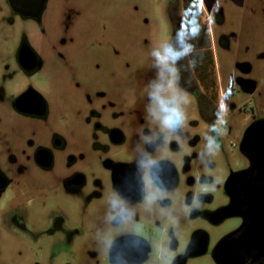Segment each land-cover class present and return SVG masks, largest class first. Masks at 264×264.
Masks as SVG:
<instances>
[{
	"label": "flooded vegetation",
	"instance_id": "flooded-vegetation-1",
	"mask_svg": "<svg viewBox=\"0 0 264 264\" xmlns=\"http://www.w3.org/2000/svg\"><path fill=\"white\" fill-rule=\"evenodd\" d=\"M33 1L9 4L41 20L49 0L37 11ZM183 1L167 8L180 58L159 63L164 80L191 96L175 128L119 68L72 67L58 92L16 82L11 107L24 124L0 150V264H76L78 247L90 264H264V69L241 60L232 72L233 33L220 12L203 17L205 69L204 53L190 50L201 38L187 34ZM10 64L8 82L43 79L44 59L27 41ZM240 92L246 101L233 99ZM208 137L220 144L211 155Z\"/></svg>",
	"mask_w": 264,
	"mask_h": 264
},
{
	"label": "rangeland",
	"instance_id": "rangeland-1",
	"mask_svg": "<svg viewBox=\"0 0 264 264\" xmlns=\"http://www.w3.org/2000/svg\"><path fill=\"white\" fill-rule=\"evenodd\" d=\"M199 1L206 10L205 19H212L214 13L220 12L227 20L233 33L232 72L233 64L241 60L252 61L257 68L264 69V0ZM169 2L49 0L42 19L33 20L14 13L8 0H0V150L6 145L4 137L12 138L24 124L22 117L11 107L10 95L17 84L33 83L48 92L56 85L58 92L64 82H69L67 75L60 76L63 72L69 73L72 67L84 74L94 71V63L98 62L104 72L119 68L124 82L139 83L145 96L171 99L177 107L183 98L191 99L190 95L181 96L169 81L164 80L160 75L163 65H159L152 55L170 44ZM176 4L172 10L174 18L179 17ZM26 41L44 59V69L40 70L43 79L24 76L8 82L5 76L8 77L7 73L16 67L10 63ZM221 71L224 72V68ZM222 80L227 83L225 77ZM247 98L243 92L233 97L238 102ZM50 99L54 109L60 107L59 102L53 100V93ZM87 258L85 249L78 247L76 264H90Z\"/></svg>",
	"mask_w": 264,
	"mask_h": 264
},
{
	"label": "clouds",
	"instance_id": "clouds-1",
	"mask_svg": "<svg viewBox=\"0 0 264 264\" xmlns=\"http://www.w3.org/2000/svg\"><path fill=\"white\" fill-rule=\"evenodd\" d=\"M184 54L187 55L188 50L184 49ZM152 55L156 58L159 63L169 64L176 63V61L180 58L177 51L173 48L172 44H165L161 50H156L152 53ZM160 105L161 111L165 113L162 118V124L165 128L172 129L178 125L183 124L185 116L184 113L180 110L179 107L173 105L169 106V102L164 100L158 95H154L153 97ZM226 115V111L221 110V115L219 116V123L225 124L226 120L224 116ZM213 130H217L215 125L213 126ZM208 143L206 145V149L208 153L211 155L214 149H219L220 144L213 137H208Z\"/></svg>",
	"mask_w": 264,
	"mask_h": 264
},
{
	"label": "trees",
	"instance_id": "trees-1",
	"mask_svg": "<svg viewBox=\"0 0 264 264\" xmlns=\"http://www.w3.org/2000/svg\"><path fill=\"white\" fill-rule=\"evenodd\" d=\"M185 18L187 21V34L189 36H199L201 39L190 42V50L194 52H203L204 68L212 67V49L210 32L207 23L203 17L205 15L203 6L199 0H184ZM210 72V71H208Z\"/></svg>",
	"mask_w": 264,
	"mask_h": 264
},
{
	"label": "water",
	"instance_id": "water-1",
	"mask_svg": "<svg viewBox=\"0 0 264 264\" xmlns=\"http://www.w3.org/2000/svg\"><path fill=\"white\" fill-rule=\"evenodd\" d=\"M9 2H10V4H11V6L13 7V8H15V5H19V6H21V0H18L17 1V3L15 4V1L14 0H9ZM41 3H43L41 0H34L33 1V4H34V11H37L38 10V7H39V5L41 4ZM19 12L21 11V10H18ZM240 66L241 67H245V66H247V64L246 63H242V64H240ZM245 82V81H244ZM245 87V86H244Z\"/></svg>",
	"mask_w": 264,
	"mask_h": 264
},
{
	"label": "snow or ice",
	"instance_id": "snow-or-ice-1",
	"mask_svg": "<svg viewBox=\"0 0 264 264\" xmlns=\"http://www.w3.org/2000/svg\"><path fill=\"white\" fill-rule=\"evenodd\" d=\"M181 36H183V34H181Z\"/></svg>",
	"mask_w": 264,
	"mask_h": 264
}]
</instances>
